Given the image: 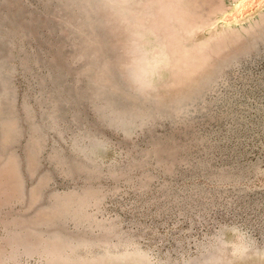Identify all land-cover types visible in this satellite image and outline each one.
I'll list each match as a JSON object with an SVG mask.
<instances>
[{"label": "rangeland", "instance_id": "374dc122", "mask_svg": "<svg viewBox=\"0 0 264 264\" xmlns=\"http://www.w3.org/2000/svg\"><path fill=\"white\" fill-rule=\"evenodd\" d=\"M0 264H264V0H0Z\"/></svg>", "mask_w": 264, "mask_h": 264}, {"label": "bare ground", "instance_id": "6f19581e", "mask_svg": "<svg viewBox=\"0 0 264 264\" xmlns=\"http://www.w3.org/2000/svg\"><path fill=\"white\" fill-rule=\"evenodd\" d=\"M246 8V7H245Z\"/></svg>", "mask_w": 264, "mask_h": 264}]
</instances>
